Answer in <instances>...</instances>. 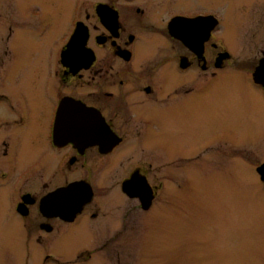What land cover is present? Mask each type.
<instances>
[{
  "label": "flooded vegetation",
  "instance_id": "obj_1",
  "mask_svg": "<svg viewBox=\"0 0 264 264\" xmlns=\"http://www.w3.org/2000/svg\"><path fill=\"white\" fill-rule=\"evenodd\" d=\"M68 1L0 0V264H153L179 193L264 185V0Z\"/></svg>",
  "mask_w": 264,
  "mask_h": 264
},
{
  "label": "rangeland",
  "instance_id": "obj_2",
  "mask_svg": "<svg viewBox=\"0 0 264 264\" xmlns=\"http://www.w3.org/2000/svg\"><path fill=\"white\" fill-rule=\"evenodd\" d=\"M68 2L60 0L59 4L66 8ZM67 15L69 9L65 10L63 20ZM228 16L221 28L225 45L236 50L239 46L237 40L246 39L248 50L241 52L250 53L249 43L255 28L243 26L239 17L231 19L230 13ZM223 122L225 127L234 124L233 121L213 123ZM220 177L223 180L218 182ZM233 177L228 169L224 173L210 172L211 186L204 198L200 189L199 195L179 193L183 202L178 203L176 231L172 239L177 248L152 250L149 260L153 264H264V185L255 171L247 166L237 173L235 179ZM130 232H136V235ZM130 232L123 238V244L130 240L131 245L140 246L143 237H139L135 230ZM140 252L135 262L145 264L144 248ZM132 255H135L132 251L127 253L128 260ZM131 261H134L133 257Z\"/></svg>",
  "mask_w": 264,
  "mask_h": 264
},
{
  "label": "water",
  "instance_id": "obj_3",
  "mask_svg": "<svg viewBox=\"0 0 264 264\" xmlns=\"http://www.w3.org/2000/svg\"><path fill=\"white\" fill-rule=\"evenodd\" d=\"M76 31H78V30H76ZM76 31H75V33L73 34V36L71 37V39H70V41L68 42V44H67V49H66V60H67V61H69V60L72 59V58H71L72 56L70 57L69 54H70V53L73 54V52H74L75 40H76V36H77ZM83 46H84V45H83ZM72 60H73V59H72ZM261 68L264 69V62H263V65H262ZM261 173H262V175H263V179H264V165L261 167Z\"/></svg>",
  "mask_w": 264,
  "mask_h": 264
}]
</instances>
